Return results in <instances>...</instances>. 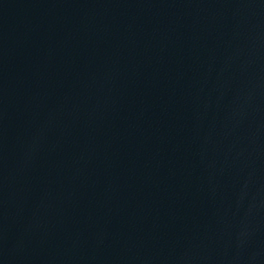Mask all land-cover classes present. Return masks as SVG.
I'll return each mask as SVG.
<instances>
[{
	"label": "water",
	"instance_id": "95a60500",
	"mask_svg": "<svg viewBox=\"0 0 264 264\" xmlns=\"http://www.w3.org/2000/svg\"><path fill=\"white\" fill-rule=\"evenodd\" d=\"M0 264H264V0H0Z\"/></svg>",
	"mask_w": 264,
	"mask_h": 264
}]
</instances>
